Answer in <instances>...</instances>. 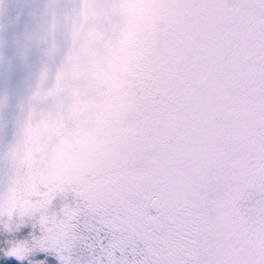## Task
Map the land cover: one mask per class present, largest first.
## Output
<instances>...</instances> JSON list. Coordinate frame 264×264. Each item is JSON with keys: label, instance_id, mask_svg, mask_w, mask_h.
I'll use <instances>...</instances> for the list:
<instances>
[{"label": "snow or ice", "instance_id": "6c2138e0", "mask_svg": "<svg viewBox=\"0 0 264 264\" xmlns=\"http://www.w3.org/2000/svg\"><path fill=\"white\" fill-rule=\"evenodd\" d=\"M153 6L130 132L102 170L22 206L4 154L0 264H264V0ZM64 25L53 10L21 55Z\"/></svg>", "mask_w": 264, "mask_h": 264}, {"label": "rangeland", "instance_id": "374dc122", "mask_svg": "<svg viewBox=\"0 0 264 264\" xmlns=\"http://www.w3.org/2000/svg\"><path fill=\"white\" fill-rule=\"evenodd\" d=\"M51 2L0 0V42H5L3 48L0 47L5 57L0 65V130L12 135L27 131L20 140L3 144L0 160L4 154L13 156L8 164L15 171L17 169L21 181L14 185L11 195L14 202L22 206L42 187L68 180L58 179L51 160L54 144L45 146L44 140L53 139L61 145H70L74 138H78L74 129L79 128L84 132L81 137L87 138L85 141L103 144L109 162L115 155L130 132L128 120L133 105L135 77L144 51L142 37H146L157 15L154 0H117L119 6L112 8L110 13L97 7L102 0H77L75 21L67 23L65 20L55 42L51 38L48 41L32 39L24 58L21 50L25 37H35L49 22H45L40 30L33 28L31 22L35 21V9ZM56 6L58 16L63 17V8L57 0ZM138 7L146 13L143 21L128 16ZM94 52L110 59L108 67L113 69L110 83L122 104L121 115L110 117L103 113L99 93L105 89V80L98 78L96 81L90 77L94 65L90 59ZM55 94L60 97L53 101ZM78 102L83 110L77 118L79 127H67L71 135L66 136L61 130L68 122L57 116L62 106L71 107ZM34 105L41 110L37 117L32 115ZM5 109L7 114L2 113ZM10 109L12 113L9 115ZM52 116L58 120L50 127V132L42 130L39 133V122L43 117ZM34 175L41 181L35 182Z\"/></svg>", "mask_w": 264, "mask_h": 264}, {"label": "flooded vegetation", "instance_id": "af4514ba", "mask_svg": "<svg viewBox=\"0 0 264 264\" xmlns=\"http://www.w3.org/2000/svg\"><path fill=\"white\" fill-rule=\"evenodd\" d=\"M57 2H59V4L63 8V17L65 18L66 22H74L77 16V12L75 11L77 0H57ZM50 4H52V2L35 9V21H32L31 24L32 27L36 30H40L41 26H43L45 22L47 23V21H50L51 13L53 10L57 12V6H55V9H53L49 7ZM145 15L146 13L144 10H141V7L136 8L133 12L128 14L130 18L135 16L136 18H139L140 21H143L145 19ZM81 49L84 48L82 47ZM90 60L94 64L90 77H92V79H95L96 81L98 78L99 80H105L103 82L106 83L105 89H103L104 91L99 93V99L103 113L108 114L110 117L121 115L123 113L122 104L116 98L115 88L110 83L111 72L113 70L108 67V65L111 64L110 59L102 56V53L100 52H94ZM83 96L86 97L85 93L83 94ZM53 97V101H56L60 96L58 94H55L53 95ZM61 109V113L57 116V118L61 120H67L68 122L66 126L62 128L61 132L66 136H70L71 134L67 132V127H79L77 118L82 114L83 110L79 102L75 103L71 107H69L68 105H64L61 107ZM32 111V115H35L36 117L41 112L40 107L37 105L33 106ZM2 113L7 114L6 109L2 110ZM11 113L12 109H10L9 115ZM57 118L53 116L43 117V119L39 122V127L37 126V131L39 133L42 132V130L46 133L50 132V127H52L56 123V121L58 120ZM24 127L27 129L28 125H24ZM33 130L36 131L35 128H33ZM74 130L77 131L78 138H74L72 141L73 143L71 142L70 145H61L56 140L53 141V139L50 141L48 139L44 140L45 146L54 144V150L53 155L51 156V160L53 161L56 173L58 174V179L61 181H64L65 178L68 180L83 179L86 174L93 171L102 170L109 163V161L107 160V149L103 146V144H100L99 142L97 144L88 143L87 141H85L87 138L81 137L83 131L79 130V128H76ZM22 132H24V134L27 133V131ZM14 133L15 134L12 135V133H7L0 130V148L8 141L10 142V140H20V137L24 135L21 132ZM26 137L32 139L31 136L26 135ZM8 155V163L10 164L12 162L13 156L11 153H9ZM13 166L15 165L13 164ZM4 167L5 161L1 159L0 170H2ZM16 172L18 173L17 169ZM37 174L38 173L36 172L35 175ZM35 179H37L34 180L35 182L41 181V179L39 178L35 177Z\"/></svg>", "mask_w": 264, "mask_h": 264}]
</instances>
